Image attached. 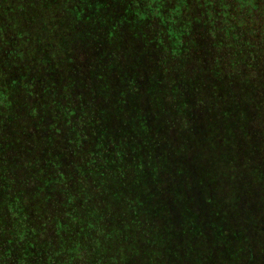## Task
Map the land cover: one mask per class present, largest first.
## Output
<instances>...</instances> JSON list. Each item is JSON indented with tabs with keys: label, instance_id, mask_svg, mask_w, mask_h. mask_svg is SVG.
Returning <instances> with one entry per match:
<instances>
[{
	"label": "trees",
	"instance_id": "obj_1",
	"mask_svg": "<svg viewBox=\"0 0 264 264\" xmlns=\"http://www.w3.org/2000/svg\"><path fill=\"white\" fill-rule=\"evenodd\" d=\"M30 1L0 29V264H264L233 239L240 210L264 234V0Z\"/></svg>",
	"mask_w": 264,
	"mask_h": 264
},
{
	"label": "rangeland",
	"instance_id": "obj_2",
	"mask_svg": "<svg viewBox=\"0 0 264 264\" xmlns=\"http://www.w3.org/2000/svg\"><path fill=\"white\" fill-rule=\"evenodd\" d=\"M1 1V0H0ZM17 3H11L9 5L8 1L5 0V2H2L3 3V6H2V3H0V19H4L5 21L0 24V29L1 27H5L7 28V25L9 24L10 22V19H9V16H10V13H8L7 11H4V7L7 6L9 11H13V12H17L18 11V8L20 9L19 5L22 4V0H16ZM33 3V0L30 1L29 5H32ZM9 5V6H8ZM2 6V7H1ZM21 10V9H20ZM7 12V13H6ZM6 13V14H5ZM36 17V15H33ZM23 24H25L23 21H22ZM3 32H1L0 30V37L3 36ZM2 41L0 40V43ZM31 56V58L34 57V53H29ZM35 59V57L33 58V60ZM1 60V58H0ZM36 60V59H35ZM221 174L223 175H228L229 173H225L224 171H220ZM233 171H230V178H232L233 176ZM205 175H207L209 172L208 171H204ZM214 174L215 172L214 171H210V175L214 178ZM246 174V173H244ZM204 176V175H203ZM215 179L217 180V177L215 175ZM228 186V183L224 180V188H223V191L224 193H227L229 192V190H231L230 188L227 187ZM170 189V188H169ZM168 189V190H169ZM173 192V189H170L169 193L172 194ZM187 192V190L185 191ZM241 191L240 193H236V194H232L231 196L227 197L228 201H234V199L237 200V203H240L242 201V204L239 206V207H242L244 204H247L246 201L244 202V198H241ZM260 195L262 194H258L257 196L254 195V198L259 200L260 199ZM189 196V194H188ZM193 195L189 196L187 201L190 203V204H194L193 200L191 199ZM201 198L198 199V201L194 204L200 208L204 207L203 205V202L200 200ZM171 201V200H170ZM260 201V200H259ZM252 207H254V205H256L254 202H252ZM241 211V217L243 218L244 220V223L243 225H246L244 228V231H241L239 228L237 227H234L235 230H233V233H234V237L233 239L236 238L235 242L238 244V247L236 249H238V254L235 255L236 259H242L241 263H243V261H247V262H250L251 261V257H250V251H249V240L252 241V243L255 245V251H256V259L257 258H261L262 259V253H263V250H261L260 248V242L263 244L264 243V234H261L260 231H257L259 230L258 229V222L256 221H253V217H251L247 211H245V213ZM251 214V213H250ZM255 220V219H254ZM260 220V219H259ZM240 225L242 226V224L240 223ZM262 252V253H261Z\"/></svg>",
	"mask_w": 264,
	"mask_h": 264
}]
</instances>
